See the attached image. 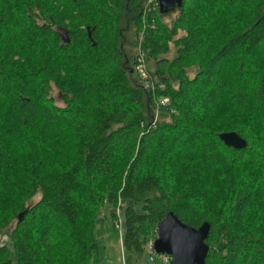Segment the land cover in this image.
Instances as JSON below:
<instances>
[{
    "label": "trees",
    "instance_id": "trees-1",
    "mask_svg": "<svg viewBox=\"0 0 264 264\" xmlns=\"http://www.w3.org/2000/svg\"><path fill=\"white\" fill-rule=\"evenodd\" d=\"M122 211L129 264L170 212L206 264H264V0H0V264H104Z\"/></svg>",
    "mask_w": 264,
    "mask_h": 264
},
{
    "label": "water",
    "instance_id": "water-1",
    "mask_svg": "<svg viewBox=\"0 0 264 264\" xmlns=\"http://www.w3.org/2000/svg\"><path fill=\"white\" fill-rule=\"evenodd\" d=\"M160 12L166 14L182 7L183 0H157ZM221 140L229 147L243 149L248 141L238 132H224ZM25 213L19 215L22 220ZM211 231L209 222L194 227L184 222L174 212H170L159 225L158 236L153 249L158 254H168L172 264H206L210 246L206 243Z\"/></svg>",
    "mask_w": 264,
    "mask_h": 264
},
{
    "label": "rangeland",
    "instance_id": "rangeland-1",
    "mask_svg": "<svg viewBox=\"0 0 264 264\" xmlns=\"http://www.w3.org/2000/svg\"><path fill=\"white\" fill-rule=\"evenodd\" d=\"M175 16V14L168 15L167 20L170 21ZM140 39L141 38H138V36H128V42L125 45V49L128 54L136 57V55L140 52ZM150 67L153 68L152 65H150ZM53 91L54 95L56 96L57 103L59 105H63V101L61 99L59 91L57 89H54ZM118 223H120L119 227H117ZM10 228L11 226L5 233H0V244H6L11 250H14V240L11 235ZM97 232L100 240V259L102 263L129 264L123 247V237L125 233L124 212H120L119 218L117 220H114L109 213H103L99 222ZM147 250L148 251L145 252L143 257L134 264H155L149 252V245L147 246Z\"/></svg>",
    "mask_w": 264,
    "mask_h": 264
},
{
    "label": "built area",
    "instance_id": "built-area-1",
    "mask_svg": "<svg viewBox=\"0 0 264 264\" xmlns=\"http://www.w3.org/2000/svg\"><path fill=\"white\" fill-rule=\"evenodd\" d=\"M150 1H152V0H150ZM158 5H159V3H158ZM139 54L140 55L138 56V59H137L136 69L143 78H151V75L148 71L145 55L143 54V52H139ZM160 87L164 89L165 85L161 84ZM160 101L163 104H167V103H169L170 99H169V97L164 96L160 99ZM119 226H120V223L117 224V227H119ZM154 241L155 240H152L150 242L149 250L151 253V258L155 262V264H172V257L170 255L158 254L154 251V249H153Z\"/></svg>",
    "mask_w": 264,
    "mask_h": 264
}]
</instances>
